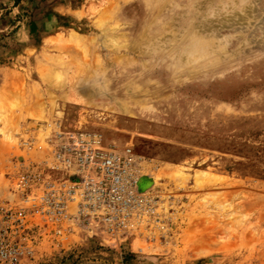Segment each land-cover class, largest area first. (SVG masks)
<instances>
[{"label": "rangeland", "instance_id": "obj_1", "mask_svg": "<svg viewBox=\"0 0 264 264\" xmlns=\"http://www.w3.org/2000/svg\"><path fill=\"white\" fill-rule=\"evenodd\" d=\"M75 129L131 151L166 227L19 264H264V0H0V204Z\"/></svg>", "mask_w": 264, "mask_h": 264}, {"label": "built area", "instance_id": "obj_2", "mask_svg": "<svg viewBox=\"0 0 264 264\" xmlns=\"http://www.w3.org/2000/svg\"><path fill=\"white\" fill-rule=\"evenodd\" d=\"M51 156L13 176L14 203L0 204V264L32 258L48 240L63 245L75 230L113 241L159 217V195L136 189L140 165L129 149L104 148L97 134L56 130Z\"/></svg>", "mask_w": 264, "mask_h": 264}, {"label": "bare ground", "instance_id": "obj_3", "mask_svg": "<svg viewBox=\"0 0 264 264\" xmlns=\"http://www.w3.org/2000/svg\"><path fill=\"white\" fill-rule=\"evenodd\" d=\"M203 1V0H202ZM201 3V2H200ZM196 27V26H195ZM75 39V38H74ZM198 47V46H197ZM213 48V47H212ZM194 49V48H193ZM192 50V49H191ZM208 51H209V49H207ZM189 51V50H188ZM194 53H195V51H193ZM211 52V51H210ZM189 53V52H188ZM192 60H194V59H192ZM180 168V167H179ZM182 169V168H181ZM199 173H201V174H206L204 171H200ZM198 175V177H195V179L196 180H198V179H200V176L201 175H199V174H197ZM200 181V180H199Z\"/></svg>", "mask_w": 264, "mask_h": 264}]
</instances>
